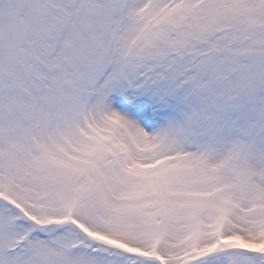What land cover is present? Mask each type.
<instances>
[{"label":"snow or ice","instance_id":"obj_1","mask_svg":"<svg viewBox=\"0 0 264 264\" xmlns=\"http://www.w3.org/2000/svg\"><path fill=\"white\" fill-rule=\"evenodd\" d=\"M0 264H264V0H0Z\"/></svg>","mask_w":264,"mask_h":264}]
</instances>
